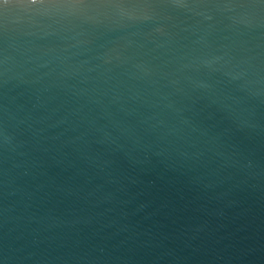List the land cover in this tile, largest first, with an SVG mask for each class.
<instances>
[{
	"label": "water",
	"instance_id": "obj_1",
	"mask_svg": "<svg viewBox=\"0 0 264 264\" xmlns=\"http://www.w3.org/2000/svg\"><path fill=\"white\" fill-rule=\"evenodd\" d=\"M0 264H264V0H0Z\"/></svg>",
	"mask_w": 264,
	"mask_h": 264
}]
</instances>
